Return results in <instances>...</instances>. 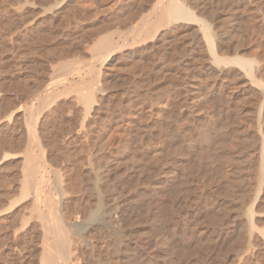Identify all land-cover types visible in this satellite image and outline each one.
<instances>
[{
    "label": "rangeland",
    "instance_id": "374dc122",
    "mask_svg": "<svg viewBox=\"0 0 264 264\" xmlns=\"http://www.w3.org/2000/svg\"><path fill=\"white\" fill-rule=\"evenodd\" d=\"M155 2L0 0V264L57 253L33 187L22 193L30 155L43 212L63 218L70 249L79 239L68 264H264V0ZM174 4L192 20L166 23ZM105 35L116 48L103 60L92 47Z\"/></svg>",
    "mask_w": 264,
    "mask_h": 264
},
{
    "label": "bare ground",
    "instance_id": "6f19581e",
    "mask_svg": "<svg viewBox=\"0 0 264 264\" xmlns=\"http://www.w3.org/2000/svg\"><path fill=\"white\" fill-rule=\"evenodd\" d=\"M157 2H158V1L156 0L155 4H156ZM161 2H162V0H159V2H158L159 4L157 3L158 5H154V3H153V6H154V7H153V9H151V8H150V9H151L152 11H155L158 7H160V3H161ZM176 2H177V1H176ZM176 2H175V3H176ZM179 2H180V1H179ZM177 3H178V2H177ZM172 4H173V3H172ZM178 4H179V3H178ZM174 5H175V4H174ZM161 7H162V6H161ZM145 8H146V7H145ZM162 8H163V7H162ZM160 9H161V8H160ZM182 9H183V8H182L181 6H179V5H178V6H176V5H175V6H173V5L171 6V5H170V6L167 7V8L164 7V8H163V14H167V15H168V16H167L168 18H169V16H170L169 14H171V17H170V18L172 19V20H170V18H169V19H166V20H168L166 23H169L170 21H173V22H174V21H176L177 19H179V20H181V19H182V20H183V19H185V20H187V19H188V20H192V18H191V15H192V14L189 15L187 12H185V11H186L185 9H183V10H182ZM159 11H160V10H159ZM173 11H176L175 13H176L177 16H176V15H173V16L177 17L176 20L173 19V18H175V17L172 16V12H173ZM177 11H179V13H178ZM149 12H150V11H149ZM147 13H148V12H147ZM147 13L145 12L146 15H147ZM156 13H157V12H156ZM159 13H160V12H159ZM175 13H174V14H175ZM163 14H161V18H163V17H162ZM178 14H179V16H178ZM158 15H159V14H158ZM148 16H149V18H150V15H148ZM151 16H152V15H151ZM142 17H143V16H142ZM158 17H159V16H158ZM172 17H173V18H172ZM165 18H166V17H165ZM165 18H164V19H165ZM136 19H137V18H136ZM140 19H141V17H140ZM140 19H139V21H140ZM147 19H148V18H147ZM193 19H195V20H197V21H202V22L205 21V20L202 19V17H200V16H199V17H196V18H193ZM143 20H145V19L143 18ZM148 20H149V19H148ZM148 20H147V21H148ZM154 20H155V22L152 21V20H150L151 23H152V26H153L154 23H156V20H157V19H154ZM134 21H135V20H134ZM137 21H138V20H137ZM139 21H138V22H139ZM160 21H161V20H160ZM160 21L158 22V20H157V24H158V23L160 24ZM177 21H178V20H177ZM138 22H136V23L134 22V23H135V24H134V29L136 28V25H137ZM148 22H149V21H148ZM153 22H154V23H153ZM162 22H164V24H166L165 21H163V19H162V21H161V24H162ZM142 23H143V21H142ZM142 23H141V24H142ZM170 23H171V22H170ZM180 23H181V22H180ZM141 24H140V25H141ZM143 24L145 25V23H143ZM172 24H173V23H172ZM147 25H148V24H146V25H145L146 28H145V27H144V28L147 29V31H148L151 25H148V26H147ZM166 25H168V24H166ZM170 25H171V24H170ZM128 26H129V25H128ZM137 26H138V25H137ZM159 26H160V25H159ZM163 26H164V25H163ZM202 26H204V28L207 27L206 25H202ZM140 27H141V26H140ZM142 27H143V25H142ZM154 27L156 28V26H154ZM208 27H209V26H208ZM208 27H207V28H208ZM151 28H152V27H151ZM158 28H159V27H158ZM129 29H131V28H129ZM134 29H133V30H134ZM153 29H154V28H153ZM136 30H137V28H136ZM142 30H143V29H142ZM142 30H141L140 34L143 32ZM203 30H205V29H203ZM145 31H146V30H145ZM153 31H155V29H154ZM157 31H158V30H157ZM210 31H211V29H210V30H209V28L206 29V31L204 32V38L206 37L207 39H211V38L214 37V35H213V36L211 35V32H212V31H211V32H210ZM130 32H132V29L130 30ZM155 32H156V31H155ZM155 32H152V33L149 35V37H148L149 39H147V38H145V39L149 41V40H150V36H152V34H153V36H154V35L156 34ZM125 33H126V32H125ZM134 33H135V30H134ZM134 33H132V34H134ZM148 33H149V32H148ZM128 34H130V33H128ZM128 34H127V35H128ZM140 34L138 35V38H139ZM143 34H144V33H143ZM127 35H126V37L124 38L125 40H123V41H125V42L127 41L126 38L128 39V36H127ZM132 36H134V35H132ZM136 36H137V35H136ZM146 36H147V35H146ZM140 37H141V36H140ZM108 38H109V39H108ZM110 38H111V36H110V37H106V35L103 36V37H101L99 40H97V42H96V41L94 42L95 44L93 45L92 48H94L95 51H98L99 54H101V52L103 53V51L105 52L106 50H109L108 53L111 52V51L113 50V47H114V46H115V48H116V45H113V46H112L111 42H109ZM131 38H132V37H131ZM139 39H140V38H139ZM119 40H120V39H119ZM132 40H134V39H132ZM135 40H138V39H135ZM211 40H212V39H211ZM121 41H122V40H121ZM141 41H142V42H141ZM141 41H140L139 43H143V40H141ZM144 41H145V40H144ZM215 41H216V40H215ZM133 42H134V41H133ZM128 43H129V42H128ZM145 43H146V42H145ZM211 43H212V42H211ZM211 43H210V45H212ZM116 44H117V41H116ZM121 44H123V43H121ZM121 44H120V45H121ZM137 44H138V42H137ZM126 45H128L127 42H126ZM126 45H124V46H126ZM131 45H132V43H131ZM131 45H130V46H131ZM133 45H134V44H133ZM119 47H120V46H119ZM126 47H127V46H126ZM131 47H132V46H131ZM90 48H91V47H90ZM120 48H121V47H120ZM128 48H129V46H128ZM209 48H210V51H211L213 54L216 53V48H215L213 45H212L211 47H209ZM132 49H133V48H132ZM94 50H93V51L91 50V52H90L89 50H88V51H89L90 54H91L92 52H93V53L95 52ZM100 51H101V52H100ZM112 52H113V51H112ZM112 52H111V53H112ZM106 53H107V52H106ZM108 53H107V54H108ZM94 54H96V52H95ZM94 54H92V55L94 56ZM92 55H91V56H92ZM101 55H102V54H101ZM101 55H99V56H101ZM103 55H104V53H103ZM103 55L101 56V59H103V57H105L106 54H105L104 56H103ZM221 55H222V54H221ZM96 56H98V55H96ZM86 58H88V57H86ZM97 58H98V57H97ZM92 59H93V58H92ZM105 59H106V58H104L103 60H105ZM216 59H217L218 61H223V62H225V63H228V62H229V61H228L229 59H227V58L225 59L223 56H222V57H219V58L217 57ZM230 59H233V60L235 59V62L238 60L237 63H239V64H242V63L244 62V59H241L240 57H237V56H235V57H231ZM92 61H93V60H92ZM215 62H216V61H215ZM84 63H85V62H84ZM86 63H87V62H86ZM90 63H93V62L90 61ZM245 63H246V61H245ZM86 65H87V64H86ZM87 66H89V65H87ZM92 66H93V65H92ZM241 66H242V65H241ZM58 67H61V69H62V67H65V66H63L62 64H60V66L58 65ZM64 69H66V68H64ZM53 70H55V69H53ZM56 70H57V69H56ZM60 71H61V70H60ZM56 73H57V72H56ZM72 75H73V74H72ZM60 78H63V77H60ZM60 78L58 77V79H59L60 82H61L62 79H60ZM65 79H67V78H64L63 80H65ZM88 79H89V78H88ZM51 80H52V79H51ZM63 80H62V82H63V84H64L65 82H64ZM60 82L58 81V83H60ZM62 82H61L60 84H62ZM87 82H88V80H87ZM53 84H54V81H53V80H52V81H49V82L44 86V88H43V92H46V94H47V91H48L49 89L51 90V87L53 86ZM87 84H88V83H87ZM89 84H90V83H89ZM89 84H88V85H89ZM58 85H59V84H58ZM66 85H67V84H66ZM77 85H79V84L76 83V86H77ZM74 86H75V85H74ZM80 86H82V85H80ZM80 86H79V88H80ZM59 87H60V86H59ZM65 87H67V86H65ZM76 88L78 89V87H76ZM76 88H75V89H76ZM81 88H82V87H81ZM83 88H84V87H83ZM83 88H82V89H83ZM67 89H68V88H67ZM52 90H54V88H52ZM63 90H64V89H63ZM39 91H40V90H39ZM39 91H38V92H39ZM65 91L67 92L68 90H65ZM69 91H71V90H69ZM69 91H68V92H69ZM49 92H50V91H49ZM60 92H62V90H61ZM60 92L58 91V95L60 94ZM63 92H64V91H63ZM93 92H94V91H93ZM56 93H57V92H56ZM56 93L53 92V94H55V95H56ZM64 93H65V92H64ZM64 93H62V94H64ZM44 95H45V94H44ZM48 95H49V93H48ZM48 95H46V96H48ZM34 96H36V95H34ZM49 96H52V93H51V95H49ZM36 97H37V96H36ZM55 97H56V96H55ZM56 98H57V97H56ZM54 99H55V98H54ZM52 101H53V100H52ZM50 102H51V101H50ZM44 103L46 104V102H44ZM44 103H43V104H44ZM48 103H49V102H48ZM43 104H42V105H43ZM45 104H44V105H45ZM48 105H49V104H47V106H48ZM45 106H46V105H45ZM162 108H163V107H162ZM174 115H175V114H174ZM28 116H29V115H28ZM35 116H36V115H35ZM29 117H30V116H29ZM29 117H28V118H29ZM35 118H36V117H35ZM31 119H32V118H31ZM31 119H29L30 121H28V123L31 122V121L33 122V120H31ZM34 120H35V119H34ZM36 120H37V119H36ZM32 122L29 123V125H31ZM35 122H36V121H34V124H35ZM26 123H27V121H26ZM36 123H37V122H36ZM34 124L31 125V128H29V127H27V128L30 129L28 132H32L31 134L33 135V137L35 136L34 139H36V135H37V133H35V129H36V128H35V125H34ZM223 124H225V123H223ZM26 126H27V125H26ZM219 126H220V127H219ZM219 126H218V127L221 128L222 125L220 124ZM223 126H224V125H223ZM28 129H27V130H28ZM221 129L223 130L224 127H222ZM221 129H220V130H221ZM205 130H206V131L204 132L203 137H202V139L204 140V141H203V145L206 144V146L209 147L208 149H209L210 151L207 152V153H212V152H211V148L214 149L213 144L215 145V143L213 142L214 140L212 141V139H211L210 137H213V136H210V137L208 136V135H210V134H208V131H209L210 129H205ZM29 134H30V133H29ZM33 137H32V138H33ZM213 138H214V137H213ZM29 141H30V140H28V142H26L27 145H28ZM201 141H202V140H201ZM31 142H32V141H31ZM35 142H37V141L35 140ZM215 142H216V141H215ZM38 144H39V142H38ZM181 144H182V143H181ZM31 145H32V144H31ZM165 146H166V145H165ZM186 146H187V145H186ZM204 146H205V145H204ZM204 146H203V147H204ZM29 147H30V146H29ZM175 147H176V146H175ZM180 147H181V146H180ZM180 147L178 146L179 149H180ZM189 147H192V145H189ZM201 147H202V146H201ZM27 148H28V146H27ZM182 148H183V147H182ZM182 148H181V149H182ZM28 149H30V148H28ZM169 149H170V148H169ZM171 149H172V148H171ZM176 149H177V148H175V150H174V148H173V152H175V151L177 152ZM194 149H195V148H194ZM198 149H199V148H198ZM201 149H202V148H201ZM204 149H205V150H204ZM206 149H207V148H203V149H202L203 152H202V151H201V152L199 151V152H200V153H204V155H206L207 153H206L205 151H208V149H207V150H206ZM166 150H167V149H166ZM182 150H183V149H182ZM167 151H168L167 155H168V154L170 155V152H171L172 150H171L170 152H169V150H167ZM184 151H185V150H184ZM188 151H190V149H189ZM188 151H187V152H188ZM197 151H198V150H197ZM212 151H213V150H212ZM27 152H28V151H27ZM29 152H30V150H29ZM39 152H40V151H39ZM179 152H180V151H179ZM187 152H186V153H187ZM25 153H26V152H25ZM30 153H31V152H30ZM32 153H33V152H32ZM180 153H181V152H180ZM182 153H183V152H182ZM191 153L193 154V152H190V154H191ZM196 153H198V152H196ZM196 153H195V154H196ZM200 153H198V154L204 156L203 154H200ZM205 153H206V154H205ZM27 154H28V153H27ZM171 154H172V153H171ZM187 154H189V153H187ZM187 154H186V155H187ZM195 154H194V157H197L198 154H197V155H195ZM169 155H168V156H169ZM199 155H198V156H199ZM208 155H209V154H207L205 157H202L204 161H207V158H209V157L211 158V156H210L211 154L209 155V157H208ZM33 156H36V155L34 154ZM189 156H190V155H189ZM191 156H192V155H191ZM191 156H190V157H191ZM226 156H227V155H226ZM228 156H229V155H228ZM36 157H37V156H36ZM36 157H34V158H36ZM192 157H193V156H192ZM224 157H225V155H224ZM224 157H223V158H224ZM26 158H27V157H26ZM26 158H24V162L27 160ZM197 158H198L197 160H199V161H201V162H204V161L201 160V157H200V156L197 157ZM199 158H200V159H199ZM204 158H205V159H204ZM230 158H231V157H230ZM232 158H233V157H232ZM25 159H26V160H25ZM36 159H37V158H36ZM38 159H39V158H38ZM190 159H191V158H190ZM224 159H225V158H224ZM40 160H41V159H40ZM192 160H193V159H192ZM192 160H191V161H192ZM208 160H209V159H208ZM224 161H225V160H224ZM26 162H27V161H26ZM26 162H25V164H23V165H26V166H23V167L26 168L25 170H27V171H26L27 173L25 174V180L22 182V184L24 185V188H23V192H22V193H25V194L27 195V194H28L27 192L29 191L30 187H31V186L33 187V189H34V195L32 194V198H35V199H34L35 202L33 201L32 204H34V203H35V204L32 205L33 208H32V212H31L32 214H31V215H32L33 217L35 216L34 218H36V219L38 218V220L41 219V223H42L41 225H42V228H43V229H41V230H42V232H44L43 235H46L47 238H51V239L53 240V241H50V242H51V245H52V243H54V247H55V249H57V253H53V252L49 251V250L44 246V247H43V250H42V252H43V255H42L43 259H41L43 263H42V262H41V263H42V264H62L61 261H60V259L63 261L64 259H67V256H70V255H69V254H70V251H71V252L73 251V250H71V249H73V248L75 249V247H74L75 241H78L79 239L73 241V242H74V243H73V246H72L73 248L71 247V249H70V244L72 243V241H68V240H67L68 238L70 239V237H68V238L65 237V236H66V235H65V231H66L67 229H65V228H64L65 226H63V225H65V224H64L65 222L63 223V221H62V220H63L62 216H61V218H62L61 221H62V222L60 221V222L62 223V224H61L59 221H56V220H55L56 218H55V219H50V218H49V214L47 213V212L49 211V209H48L47 212H46V214H47L48 216L45 215V213H44L45 211L43 212V209H44V208L42 209V208H41V205H40V202H41V196H42L41 193H43L42 191H44V190H43V184H44L45 182H44V178H43V177H42V178L40 177V176H41L40 174H39V175H40L39 177L36 176V175H38V173L35 174V173H36V170H37V172L40 171V167H39V171H38V168H37L40 164L38 165L37 163H35L33 157H31V155L29 156V160H28L27 164H26ZM192 162H193V161H192ZM195 162L198 163V162L196 161V159H195V161H194V164H195ZM225 163H226V161H225ZM225 163H224V164H225ZM202 164H203V163H202ZM229 165H230V164H229ZM229 165H228V166H229ZM226 166H227V164H226ZM45 169H46V168H45ZM23 170H24V168H23ZM24 172H25V171H24ZM42 172H43V171H42ZM43 173H44V172H43ZM47 173H48V172H47ZM45 174H46V173H45ZM48 178H49V177H48ZM42 179H43V180H42ZM24 182H25V183H24ZM50 182H51V181H50ZM61 182H62V181H61ZM128 182H129V181H128ZM93 183H94V182H93ZM95 184H96V183H95ZM98 184H99V183H98ZM99 185H100V184H99ZM173 185H174V184H173ZM176 185H177V184H176ZM49 186H50V185H49ZM58 186H59V185H58ZM59 187H60V186H59ZM45 188H46V187H45ZM47 188H48V187H47ZM49 189H50V187H49ZM92 189H93V188H92ZM99 189H100V188H99ZM50 190H51V189H50ZM50 190H49V193H51ZM58 190H59V189H58ZM106 190H107V189H106ZM30 191H31V190H30ZM30 191H29V192H30ZM91 191H93V190H91ZM102 191H103V190H102ZM46 192H47V191H46ZM59 192H60V191H59ZM52 193H53V192H52ZM65 193H66V192H65ZM92 193H93V192H92ZM74 194H75V193H74ZM93 194H94V193H93ZM140 194H141V193H140ZM46 195L48 196V193H47ZM49 195H50V197H51V198H50V199H51L50 201H52V199L54 200V198H52L53 196H51V194H49ZM53 195H54V194H53ZM104 195H105V194H104ZM22 196H23V195H22ZM33 196H34V197H33ZM44 196H45V194H44ZM47 196H46L45 198H48ZM55 196H56V195H55ZM57 196H58V195H57ZM57 196H56V197H57ZM136 196H138V195H136ZM140 196H141V195H140ZM112 197H113V196H112ZM25 198H26V196H25ZM43 198H44V197H43ZM43 198H42V200H43ZM45 198H44V199H45ZM90 198H91V197H90ZM31 200H32V199H31ZM45 200H48V199H45ZM45 200H43V201H45ZM99 200H100V199H99ZM99 200H98V201H99ZM135 200H136V199H135ZM54 201H55V200H54ZM54 201H53L52 203H54ZM57 201H58V197H57ZM88 201H89V200H88ZM98 201H96V205L98 204V203H97ZM101 201H102V200H101ZM60 202H61V201H60ZM99 202H100V201H99ZM44 203H45V205H46L47 201H45ZM49 203H50L49 207H50V210H51V208L53 207V205H52V207H51V204H52V203H51V202H49ZM58 203H59V202H58ZM58 203H57V204H58ZM89 203H90V202H89ZM101 203H102V202H101ZM129 203H130V202H129ZM96 205H95V206H96ZM99 205H100V204H99ZM43 206H44V205H43ZM58 206H59V204H58ZM95 206H94V207H95ZM44 207H45V206H44ZM47 207H48V205H47ZM47 207H46V208H47ZM92 207H93V206H92ZM94 207H93V208H94ZM97 207H98V205L96 206V208H97ZM142 207H143V206H142ZM27 208H28V207H27ZM29 208H31V207H29ZM68 208H69V206H68ZM52 209H53V213H54V210L56 209V208H55V205H54V208H52ZM57 209H58V207H57ZM72 209L75 211V208H72ZM80 209H81V208H80ZM97 209H98V208H97ZM99 209H101V207H99ZM28 210H29V209H28ZM73 210H72V211H73ZM127 210H128V209H127ZM140 210H141V209H140ZM29 211H30V210H29ZM51 211H52V210H51ZM57 211H58V212H57ZM100 211H101V210H100ZM78 212H79V209H78ZM53 213H52V214H53ZM55 213H59V214H60L59 209H58V210H55ZM61 213H62V212H61ZM74 213H75V212H74ZM74 213H73V214H74ZM102 213H103V212H102ZM104 213H105V212H104ZM62 214H63V213H62ZM62 214H60V215H62ZM75 214H76V213H75ZM141 214H142V213H141ZM79 215H80V214H79ZM87 215H88V214H87ZM93 215H94V214H93ZM98 215H99V214H98ZM44 216H46V219H45ZM55 216H56V215H55ZM55 216H54V217H55ZM90 216H92V214H91V215H90V214L88 215L89 218H90ZM47 217L49 218V221L47 220V219H48ZM50 217H51V215H50ZM56 217H58V216H56ZM63 217H64V216H63ZM68 217H69V216H68ZM78 217H79V216H78ZM86 217H87V216H85V218H86ZM74 218H75V217H74ZM83 219H84V218H83ZM86 220L88 221V219H86ZM64 221H66V220H64ZM91 222H93V221H91ZM90 224H91V223H90ZM107 224H108V223H107ZM68 225H69V224H68ZM75 225H76V224H75ZM83 225H85V224H83ZM88 225H89V224H88ZM92 225H93V224H92ZM77 226H78V225H77ZM79 226H80V225H79ZM81 226H82V225H81ZM69 229H70V228H69ZM97 229H98V228H97ZM95 230H96V229H95ZM96 231H97V230H96ZM111 231H112V230H111ZM89 232H90V231H89ZM98 232H99V231H98ZM116 232H117V231H116ZM111 233H112V232H111ZM113 233H114V232H113ZM75 234H77V233H75ZM78 234H79V233H78ZM99 234H100V233H99ZM117 234H118V233H117ZM71 235L73 236V234H71ZM79 235H80V234H79ZM97 235H98V233H97ZM110 235H111V234H110ZM115 235H116V234H115ZM41 236H42V235H41ZM68 236H69V235H68ZM119 236H122V234L119 235ZM44 237H45V236H43V238H44ZM117 237H118V236H117ZM98 238H99V237H98ZM98 238H97V240H98ZM101 238H102V237H101ZM107 238H108V237H107ZM42 240H43V239H42ZM100 241H101V240H100ZM104 241H105V240H104ZM44 242H45V241H44ZM50 242H49V243H50ZM70 242H71V243H70ZM77 243H78V242H77ZM41 244L43 245V244H45V243H41ZM49 245H50V244H49ZM71 245H72V244H71ZM39 246H40V245H39ZM49 247H50V246H49ZM38 248H39V247H38ZM41 248H42V246H41ZM97 248H98V247H97ZM100 249H101V248H100ZM113 250H114V249H113ZM169 251H170V249H169ZM102 252H104V251H102ZM117 252H118V251H117ZM165 252H167V251H165ZM73 253H74V251H73ZM73 253H72V254H73ZM98 253H99V252H98ZM76 254H77V253H76ZM118 254H119V253H118ZM107 255H108V254H107ZM120 255H121V254H120ZM127 255H128V254H127ZM168 255L170 256V254H168ZM72 256H73V255H72ZM77 256H78V254H77ZM169 256H168V257H169ZM94 257H95V256H94ZM98 257H99V256H98ZM109 257H110V256L108 255V258H109ZM112 257H114V256L112 255ZM124 257H125V256H124ZM128 257H129V256H128ZM130 257H131V256H130ZM73 258H75V257H73ZM73 258H70V257H69V259H72V260H73ZM102 258H103V257H102ZM90 259H91V257H90ZM105 259H106V256H105ZM78 260H79V258H78ZM94 260H95V259H94ZM130 260H131V259H130ZM130 260H129V261H130ZM163 260H164V259H163ZM168 260H169V259H168ZM173 260H174V259H173ZM73 261H75V260H73ZM73 261H72V263H74ZM109 261H110V260H109ZM134 261H135V260H134ZM174 261H175V260H174ZM64 262H66V264H68V260H67V261L64 260ZM197 262H198V261H197ZM78 263H79V262H78ZM109 263H110V262H109ZM149 263H150V262H149ZM168 263H169V262H168ZM168 263H167V264H168ZM170 263H171V262H170ZM195 263H196V262H195ZM74 264H75V263H74ZM76 264H77V263H76ZM145 264H146V263H145ZM173 264H174V262H173Z\"/></svg>",
    "mask_w": 264,
    "mask_h": 264
},
{
    "label": "water",
    "instance_id": "95a60500",
    "mask_svg": "<svg viewBox=\"0 0 264 264\" xmlns=\"http://www.w3.org/2000/svg\"><path fill=\"white\" fill-rule=\"evenodd\" d=\"M96 219H100L98 214H94V215L90 216V218H88L87 222L89 223L90 221H93V220H96Z\"/></svg>",
    "mask_w": 264,
    "mask_h": 264
}]
</instances>
